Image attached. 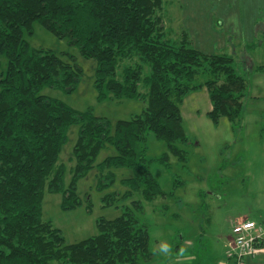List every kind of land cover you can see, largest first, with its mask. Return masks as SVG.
Masks as SVG:
<instances>
[{"label":"trees","instance_id":"1","mask_svg":"<svg viewBox=\"0 0 264 264\" xmlns=\"http://www.w3.org/2000/svg\"><path fill=\"white\" fill-rule=\"evenodd\" d=\"M165 11L163 0H0V264H150L149 232L134 212L141 200L123 204L115 218H97L95 235L67 244L42 218L44 191L60 194L63 210L77 208V182L96 167L95 190L103 192L104 206L117 207L137 192L145 201L165 196L149 164L167 166L169 153L186 164L190 138L180 106L191 92L206 90L213 122L227 117L233 130L241 128L247 73L233 55L195 47L182 27L171 36ZM261 20L246 48L262 42ZM34 23L95 60L97 101L137 100L145 102L142 110L112 126L89 108L42 94L45 87L73 92L82 71L51 49L30 46L24 34ZM252 69L264 71V65ZM71 125L78 130L66 182L58 156ZM148 132L166 145L155 159L138 148ZM107 145L115 154L96 162ZM114 168L131 172L119 179L123 192L110 190ZM181 184L176 177L173 188Z\"/></svg>","mask_w":264,"mask_h":264},{"label":"rangeland","instance_id":"2","mask_svg":"<svg viewBox=\"0 0 264 264\" xmlns=\"http://www.w3.org/2000/svg\"><path fill=\"white\" fill-rule=\"evenodd\" d=\"M163 1L165 19L169 20L171 27L170 35L175 36L177 28L183 26L180 25L182 19L179 13L185 15L184 9L194 5L192 0ZM197 1L200 7L206 3V0ZM250 1L255 3L260 0ZM24 37L30 46L51 49L82 71L73 92L45 87L42 94L58 98L78 110L89 108L95 115L107 117L112 126L118 119L130 118L145 106V102L137 100L97 101L93 87L94 59L83 57L66 39L57 38L38 23H34L32 33L25 32ZM245 45V41L236 42L230 36L224 49V52L234 56L237 68L244 70L249 78L248 95L243 99L241 128L233 130L227 117L213 122L207 116L210 101L205 89L186 95L180 106L183 126L190 138L186 147V164L182 165L170 153L167 166L157 160L149 164L150 172L165 196L158 195L151 201H145L137 192L118 203L117 207L104 206L100 200L103 192L95 190L96 167L77 182V193L82 199V205L77 208L63 210L60 194L44 191L42 218L61 230L67 244L95 235L97 218H115L121 214L123 204L132 207V201L139 199L141 210L134 209V212L148 229L150 248L154 252L152 264H215L224 250L223 242L226 244L228 236L232 237L230 221L249 218L260 223L264 219L256 214L259 210L264 212V133L260 134L264 114L259 111L264 109V101L251 98L252 92H258L261 87L253 84L255 76L252 68L264 65V45L255 49ZM261 114L263 117L259 119ZM260 121L263 123L259 124ZM77 130L76 125L69 127L67 142L58 156V162L66 166V182L69 178L68 159L72 155ZM143 146L148 159H155L167 151L165 143L157 140L151 132L147 133L145 143L138 144L140 149ZM111 154H115V149L105 146L96 162ZM112 170L116 180L110 190L123 192L119 179L130 176L131 172L127 168ZM176 177L183 184L173 188ZM87 200L91 203L89 211L85 208Z\"/></svg>","mask_w":264,"mask_h":264},{"label":"crops","instance_id":"3","mask_svg":"<svg viewBox=\"0 0 264 264\" xmlns=\"http://www.w3.org/2000/svg\"><path fill=\"white\" fill-rule=\"evenodd\" d=\"M196 1L192 0L194 6L184 9L186 12L185 15L182 14V16L179 13L182 19L180 25H183L181 27L189 33L193 45L203 52L207 51V53H212L224 51L228 46V38L230 36L236 42L245 41V44L254 42L256 36H258L255 30L256 22L263 19L261 22L264 25V0L255 3L250 0H206V3L202 7ZM176 14L179 15L178 12ZM184 16L187 18L184 19ZM261 45H264V38L256 48ZM253 73L255 76L253 84L261 87L258 92H252V97H250L255 101H264V71L255 70ZM262 110L259 111L264 114V109ZM263 114L258 115V118L263 117ZM258 123L263 122L260 121ZM263 129L264 126L261 129V135L264 133L262 132ZM256 214L258 218L264 217L263 211L259 210ZM238 221H241V219L230 221V227ZM260 224L264 225V219L261 220ZM228 238L230 239L229 236ZM185 245L187 246L188 244L185 242ZM223 247L224 250L218 256L215 264H225L224 251L226 244L224 242ZM244 264H264V262L257 258H246Z\"/></svg>","mask_w":264,"mask_h":264},{"label":"built area","instance_id":"4","mask_svg":"<svg viewBox=\"0 0 264 264\" xmlns=\"http://www.w3.org/2000/svg\"><path fill=\"white\" fill-rule=\"evenodd\" d=\"M232 237L226 243L225 264H244L246 258L264 262V225L245 219L231 225Z\"/></svg>","mask_w":264,"mask_h":264}]
</instances>
